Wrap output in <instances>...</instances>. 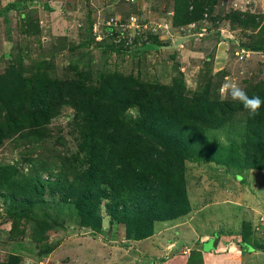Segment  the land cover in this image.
I'll use <instances>...</instances> for the list:
<instances>
[{
  "label": "rangeland",
  "instance_id": "obj_1",
  "mask_svg": "<svg viewBox=\"0 0 264 264\" xmlns=\"http://www.w3.org/2000/svg\"><path fill=\"white\" fill-rule=\"evenodd\" d=\"M9 4L15 10L0 14V91L6 98L0 114L7 112L21 130L0 143V167L22 176L7 175L3 184L10 190L0 187V262L264 264V154L257 153L264 142L244 139L248 121L252 132L258 128L263 136L264 129L220 93L226 79L249 96L264 92V0H0V11ZM105 76L165 99L171 94L183 109L209 118L182 130L194 132L179 164L187 208L154 221V237L145 245L127 241H135L133 228L108 215L107 200L93 215L83 211L82 186L63 168L78 166L71 157L85 121L76 108L52 102L78 84L93 96ZM29 86L51 98L46 131L36 136L27 132L28 109L18 103ZM223 102L229 108L219 110ZM205 103L214 106L204 109ZM137 115V107L122 114ZM58 178L64 190L46 186ZM167 191L163 198L170 199ZM19 196L29 202L26 211ZM21 211L39 219H19ZM213 237H219L216 250ZM143 249L144 258L138 255Z\"/></svg>",
  "mask_w": 264,
  "mask_h": 264
},
{
  "label": "trees",
  "instance_id": "obj_2",
  "mask_svg": "<svg viewBox=\"0 0 264 264\" xmlns=\"http://www.w3.org/2000/svg\"><path fill=\"white\" fill-rule=\"evenodd\" d=\"M10 10H15L14 4L5 6L0 14ZM104 80L106 82L100 86L101 91H95L93 96H88L92 89L78 84L74 87L77 89L67 90L65 95L59 93V97L52 102L54 105L65 103L76 108L85 121L79 151L71 157L76 158L78 166L63 164V168L70 170V174L75 175L74 179L82 186L78 202L83 211L93 215L97 203L102 199L107 200L108 215L124 223L127 229L133 228L134 240L139 241L151 236L154 221L174 219L187 208L185 193L181 189L183 184L179 164L185 159L181 149L193 139L194 132L182 130L188 122L204 124L209 118L193 107L183 109V105L171 94L165 99L157 91L151 93L131 88L128 80H122L121 83L120 78L110 80L107 76ZM25 91L28 93L18 103L22 110L28 109L27 132L36 136L46 131L52 110L47 103H51V98L46 99L43 91L30 86ZM253 95L264 99V92H250V96ZM4 101L6 98L0 91V110L5 109ZM210 106L214 104L205 103L203 107L205 109ZM132 107L138 110L135 118L122 116L125 110ZM217 108L227 109L229 103H217ZM238 110L245 111L242 107ZM252 119L255 125L264 129V107ZM252 126L253 122L248 121L244 139L252 142L260 138L264 142V134L262 136L258 128L252 132ZM20 130L21 126L12 123L7 112L5 115L0 114V143ZM263 149L257 153L264 154ZM0 173V187L8 190L10 184L5 187L3 184L7 182L6 176H22L12 166L0 167ZM45 184L52 190H64L61 178ZM103 185L108 186L109 190L101 188ZM165 186L170 199L163 198L166 196L162 192ZM19 200L17 205L26 211L29 202L20 196ZM168 201L169 204L165 203ZM23 216L39 219L31 213L23 215V211L17 218ZM248 249L253 250L252 247ZM198 256L202 259L200 253Z\"/></svg>",
  "mask_w": 264,
  "mask_h": 264
},
{
  "label": "clouds",
  "instance_id": "obj_3",
  "mask_svg": "<svg viewBox=\"0 0 264 264\" xmlns=\"http://www.w3.org/2000/svg\"><path fill=\"white\" fill-rule=\"evenodd\" d=\"M220 93L222 98L238 102L251 118L258 116L260 109L264 107V99L257 95L249 96L238 82L230 79L222 84Z\"/></svg>",
  "mask_w": 264,
  "mask_h": 264
},
{
  "label": "crops",
  "instance_id": "obj_4",
  "mask_svg": "<svg viewBox=\"0 0 264 264\" xmlns=\"http://www.w3.org/2000/svg\"><path fill=\"white\" fill-rule=\"evenodd\" d=\"M154 237V234L150 237V238H147V239H145V240H141V241H131V240H127L129 243H133V244H136V245H134V246H139V245H145L149 240H151L152 238ZM214 238V237H213ZM210 239H212V238H210ZM209 239V240H210ZM209 240H207L205 243H207V242H209ZM139 244V245H138ZM204 244V243H203ZM133 246V245H132ZM218 246H219V243L217 244V246H216V248H215V250L218 248ZM203 247V246H202ZM202 247H201V249H202ZM129 248H131V247H129ZM138 249V248H137ZM134 250H136V249H134ZM210 251H213V250H210ZM208 253V254H207ZM209 253L210 252H204L203 253V256L204 255H209ZM140 254H141V256H142V258H144L145 256H146V254H147V251H145L144 249H143V252L141 251L138 255L140 256ZM138 255H136V254H134L133 256H137L138 257ZM133 264V263H132ZM135 264V263H134Z\"/></svg>",
  "mask_w": 264,
  "mask_h": 264
},
{
  "label": "water",
  "instance_id": "obj_5",
  "mask_svg": "<svg viewBox=\"0 0 264 264\" xmlns=\"http://www.w3.org/2000/svg\"><path fill=\"white\" fill-rule=\"evenodd\" d=\"M213 242H215V248H216V246H217V244H218V242H219V237H215L214 239H213Z\"/></svg>",
  "mask_w": 264,
  "mask_h": 264
},
{
  "label": "built area",
  "instance_id": "obj_6",
  "mask_svg": "<svg viewBox=\"0 0 264 264\" xmlns=\"http://www.w3.org/2000/svg\"><path fill=\"white\" fill-rule=\"evenodd\" d=\"M184 254H186V252H184Z\"/></svg>",
  "mask_w": 264,
  "mask_h": 264
}]
</instances>
